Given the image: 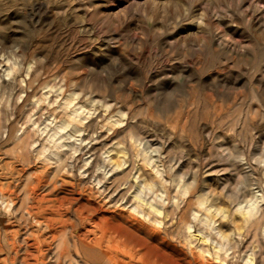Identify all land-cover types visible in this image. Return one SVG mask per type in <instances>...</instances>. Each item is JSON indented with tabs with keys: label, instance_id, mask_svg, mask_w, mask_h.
<instances>
[{
	"label": "rangeland",
	"instance_id": "374dc122",
	"mask_svg": "<svg viewBox=\"0 0 264 264\" xmlns=\"http://www.w3.org/2000/svg\"><path fill=\"white\" fill-rule=\"evenodd\" d=\"M0 184V264H264V0H0Z\"/></svg>",
	"mask_w": 264,
	"mask_h": 264
},
{
	"label": "bare ground",
	"instance_id": "6f19581e",
	"mask_svg": "<svg viewBox=\"0 0 264 264\" xmlns=\"http://www.w3.org/2000/svg\"><path fill=\"white\" fill-rule=\"evenodd\" d=\"M12 171L13 169L10 167V171L8 173L9 177L8 179L10 180V184L13 185V177H12ZM27 173V172H26ZM1 186V184H0ZM4 186V185H3ZM6 187V186H4ZM42 187V186H41ZM12 188L15 190H17V192H21V202L20 205L18 207V210H20V214L19 217L17 218V222L19 224H25L26 227L27 225H30L28 222H30L28 220V217H30V219H33L34 221L37 220L38 214H39V208L41 210V207L38 205L43 197L38 198L36 195L37 190L40 188V186H34V183L32 181V178L30 177V181L29 182H24L23 186L21 187V190L19 187L13 185ZM20 191H19V190ZM14 190V191H15ZM16 192V193H17ZM9 193V192H8ZM7 195V194H6ZM39 196V195H38ZM8 197V196H7ZM12 197V196H10ZM9 198V197H8ZM7 199V198H6ZM12 200V199H11ZM44 200V199H43ZM13 201V200H12ZM20 201V200H19ZM4 202V201H3ZM61 204V203H60ZM43 205V204H42ZM45 206V205H44ZM92 208H95V206H92ZM82 209V208H81ZM15 211V210H14ZM17 211V210H16ZM59 211V210H58ZM45 212V211H44ZM49 212V211H48ZM55 212V211H54ZM61 212V211H59ZM65 212V211H64ZM42 213V212H40ZM51 213L49 212V215ZM75 214V213H74ZM251 212H248L247 216H251ZM6 215V214H5ZM4 216V215H3ZM7 216V215H6ZM44 216V215H43ZM42 215L40 217H43ZM61 216V215H60ZM71 215H69L70 217ZM51 217V216H50ZM54 217V216H53ZM52 217V218H53ZM47 218V217H46ZM49 218V217H48ZM55 218H59V217H55ZM68 218V217H67ZM75 218V217H74ZM90 218V217H89ZM72 219V218H69ZM78 222H68L67 220H62L61 218V224L64 226L63 231L61 230V236L59 237L57 243L55 244L58 248L64 247L65 244L67 243L65 240H63V235L65 236L64 232L65 230L67 231L66 227L69 226L70 230H71V237H70V242L73 246H76L77 249H79L81 252L86 253V255H88L89 259L92 261V263L94 264H128L126 262H124V260L120 259L118 256L121 255H116L115 253H113L111 250H106L103 248L102 246V241H103V235L97 234L98 231L96 232L99 226V223L106 221V218H101L99 220V222H90L86 221V217H84L83 215L78 216L77 217ZM96 219V218H95ZM41 220V219H40ZM44 220V219H43ZM57 220V219H56ZM97 220V219H96ZM1 221V220H0ZM39 221V220H38ZM46 221V220H45ZM73 221V220H72ZM21 222V223H20ZM3 223H6L3 221ZM36 224V223H35ZM106 224V223H105ZM54 225V224H53ZM57 225V224H56ZM31 228V227H30ZM29 228V230H30ZM68 228V227H67ZM60 229V228H57ZM24 230V228H23ZM21 230V231H23ZM4 238L5 240H8L7 238L10 237L12 239V242H10V245L13 247V245H15V239H17L18 236H20V229L18 228L17 230H12V231H7V229H4ZM26 231L24 230V233ZM58 232V231H57ZM1 233V232H0ZM22 234V238H21V242L25 243L26 247H34L37 244V238L34 235V233L32 231L30 232H26V234ZM51 233V232H50ZM100 233V232H99ZM58 234V233H57ZM56 234V235H57ZM1 235V234H0ZM54 235V231L53 234ZM109 235V234H108ZM113 235V234H112ZM69 236V235H68ZM114 236V235H113ZM112 236V237H113ZM67 238V237H66ZM107 238V237H106ZM223 238V237H222ZM225 239V238H223ZM119 240V239H118ZM117 240V241H118ZM32 242V243H29ZM69 242V241H68ZM28 244V245H27ZM54 244V243H53ZM113 244V243H112ZM111 244V245H112ZM113 246V245H112ZM49 247V246H48ZM15 248V247H14ZM28 249V248H27ZM73 249V248H72ZM32 250V249H31ZM59 250V249H58ZM63 250V249H62ZM62 250H59L58 255L61 256V254L64 256V253L62 252ZM66 250V248H65ZM64 250V251H65ZM124 250V249H123ZM0 251H1V245H0ZM14 251V250H12ZM26 251V250H25ZM33 251V250H32ZM31 251V252H32ZM67 251V250H66ZM77 251V250H76ZM138 251V250H137ZM27 252V251H26ZM30 252V251H29ZM56 252V253H57ZM69 252V250H68ZM43 253V252H42ZM70 253V252H69ZM72 253V251H71ZM70 253V255H71ZM75 253V251H74ZM78 253V252H77ZM132 253V252H131ZM6 254V253H5ZM31 254V253H30ZM34 254V253H33ZM36 254V253H35ZM73 254V253H72ZM8 256V255H7ZM22 256V255H21ZM25 256V255H24ZM56 256V255H55ZM29 257V256H28ZM77 257V256H76ZM83 257V256H82ZM123 257V256H121ZM136 257V256H135ZM27 258V256H26ZM39 258V257H38ZM73 258V257H72ZM79 258V257H78ZM77 258V259H78ZM138 258V257H137ZM12 259V258H11ZM10 259V260H11ZM20 259V257H19ZM70 259V258H69ZM126 259V258H125ZM56 260V258H55ZM67 260V259H66ZM89 260V261H90ZM13 261V260H12ZM68 261V260H67ZM73 261V260H72ZM82 261V260H81ZM28 262V261H27ZM71 262V261H70ZM32 263V262H31ZM57 263V262H56ZM59 263V262H58ZM131 263V262H130ZM71 264V263H70ZM132 264V263H131ZM136 264V263H134Z\"/></svg>",
	"mask_w": 264,
	"mask_h": 264
}]
</instances>
